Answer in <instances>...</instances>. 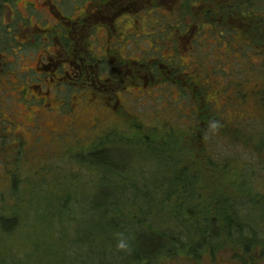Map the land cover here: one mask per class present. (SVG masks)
Wrapping results in <instances>:
<instances>
[{
	"label": "trees",
	"instance_id": "obj_1",
	"mask_svg": "<svg viewBox=\"0 0 264 264\" xmlns=\"http://www.w3.org/2000/svg\"><path fill=\"white\" fill-rule=\"evenodd\" d=\"M110 1L112 5L109 8L115 13L116 9L113 10L112 7L114 5L117 7L120 1ZM137 2L138 4L128 6L133 13L127 18L139 16L136 14L138 10L135 11V9H163L166 6L172 7V10L165 9L173 12L177 19L172 20L169 13H162V17L164 16L167 22L162 24L164 21L162 18V21L154 22L157 23L156 27L148 25V28L153 30H147L150 32L148 36L136 35L134 49L127 47L129 44L127 39L129 36L133 37L130 35L133 33H130L123 39L126 40L125 44L122 43L123 50L111 46L107 57L103 56L105 51L95 55V49L92 48L94 44L86 49L76 48L75 39L70 34H65L64 24L60 23L54 26L55 32L51 34L46 44L52 46L55 40L62 41L61 44L68 54L71 56L74 52L77 56L76 65L81 68L86 66H88L87 69L92 68L93 72L89 70V77L86 75L82 79L73 78L63 82L64 87L72 88L73 86L75 92L79 89H88L91 95L99 93L102 96L105 94L112 96V93L100 90L98 86L93 85L91 79L98 74L103 78L102 73L112 71L113 64L110 59L113 55L117 56L118 52L122 54L119 59L126 69H132V71L137 69L143 72L142 78L140 77L137 83L145 86L148 80V85L164 84L177 88L180 92L178 96L170 98L167 105L174 111L176 108L178 121L175 126L165 123L163 130L159 131L158 127L150 128L149 125L130 116L122 109L124 118H128V130L107 131L94 140L89 147H83L86 148L82 149L85 151L77 150L78 165L81 164L84 169H87L90 173L89 178L99 177L97 182L100 187L95 192L97 195L104 194L102 196L104 202L100 201V205L102 202L105 208L103 216L109 217L111 223L120 225L129 221L137 227V230L134 229L135 236L138 237L137 244L134 246V243L128 240L124 245L125 250L111 251L105 255L100 264L184 263L181 259H185V263L188 262V264H202L201 260L205 254L214 255L225 246L235 248L232 257L234 261L238 264H248V261H254L253 252L256 248L264 249V229L251 222L247 209V205L253 203L263 205L264 185L259 189L255 180L251 178V170L244 171L242 163H238L237 166L228 163L226 157L220 158L222 154L216 156L210 153L205 140L206 136L219 135L220 138L235 144L234 140L239 141L238 136L246 133L248 136L243 144L246 147L251 146L253 131L246 126L250 120L259 118L262 123L254 131L260 137L253 148L264 149V119L261 120L260 116L264 115V0H151L150 2L138 0ZM110 24L111 21H107L104 25L110 27ZM78 25L88 26L89 22L81 20ZM58 30L64 31L62 36L57 35ZM139 38L145 39L149 48H141L137 41ZM36 39L40 40L37 37L26 38L22 41V45H31ZM202 40H207L217 50L211 64L214 75L220 80L222 95L214 101L207 97L209 89L205 84L206 78L198 79L197 76H202L200 72L185 70L187 66L180 63L182 51L189 50L191 56H194L197 43H201ZM16 41L18 38L0 37V49L10 50L13 47L12 43ZM115 41L119 42V40ZM155 41L161 45L159 51L152 47ZM72 43L73 49L70 48ZM109 43L110 41L101 47H108ZM220 44L226 47L220 49ZM234 47H236L237 57L228 52V49L233 52ZM223 50H226V53H222ZM122 51L125 53L124 56ZM166 51H172L174 56L165 54ZM46 64H48L47 61ZM220 64L228 65L230 68H242L243 77H233V69L228 71L229 69ZM98 69L100 70L97 73ZM6 86L7 84L0 86V96ZM182 98H184L185 106ZM107 104L112 105L110 102ZM187 107L190 108L189 114ZM218 107L231 109L237 115L226 117ZM254 110L260 115L242 114ZM184 115L190 122L183 120L185 126H178L179 120H182ZM130 131H136V133L133 135ZM10 134L7 121L0 119L1 150H7L11 146L21 147L22 142L13 139ZM118 134L119 136L115 137ZM121 144L139 148L156 157L165 167L162 178L150 182L143 177L145 167H141L139 172L129 169L128 158L125 156L126 161L124 155L119 153L118 146ZM138 159L142 161V164L148 161L143 153ZM7 161H9L8 158ZM53 172L50 173L53 176L57 173L68 174L75 183L84 177V175L72 174L59 168L53 169ZM107 186L111 187V190L105 189ZM153 193L161 197L154 199ZM130 194L140 195L143 198L142 205L139 206L133 201L132 205L126 209L121 208L117 200H108L110 197L117 199ZM69 199L75 204H71L70 201L67 205ZM70 204L83 206V203L73 196L66 197L62 206L69 208ZM178 209H185L190 214L189 217H185ZM3 219L4 217L0 221ZM172 224H174L173 227ZM17 225L7 232L17 230ZM105 226L101 223L100 228ZM116 239L119 240L113 234L107 237L108 244L116 246ZM118 257L124 260L118 261Z\"/></svg>",
	"mask_w": 264,
	"mask_h": 264
},
{
	"label": "rangeland",
	"instance_id": "obj_2",
	"mask_svg": "<svg viewBox=\"0 0 264 264\" xmlns=\"http://www.w3.org/2000/svg\"><path fill=\"white\" fill-rule=\"evenodd\" d=\"M91 1L96 0H77L75 5L82 10L84 4ZM36 7L40 8L39 5ZM72 7L70 1L66 0L60 6L65 13L69 14L72 12ZM165 8L172 10V7L166 6L163 9L139 8L136 14L140 18L139 16L128 19L121 17L113 21L114 23L111 22L112 29L116 28L120 36H117L115 32L108 46L123 50L122 43L125 44L126 40L122 41L121 35L129 36L133 33L134 35L130 34L133 37H127L129 40L127 47L134 49L135 36L141 34L148 36L150 34L148 31L153 30L148 28V25L156 27L157 23L154 22L164 18L162 13H169L172 20L177 19L173 12H168ZM47 17L49 18V13ZM162 22L165 24L166 18ZM33 23L37 24L36 21ZM41 25L43 27L40 40H34L31 45H22L25 39L18 37V41L12 43L14 50H18L14 52L13 73L9 77H3V82L0 83V86L7 84L0 96V111L2 112L0 119L7 121L13 139L22 142L21 147L11 146L7 150L0 149V219L4 217L0 221V264H100L105 255L111 251L125 250L124 245L128 240L132 241L135 246L138 237L135 236L134 229L137 230V227L129 221L120 225L111 223L109 217L103 216L105 208L102 204L104 202L102 196L104 194L97 195L95 192L100 187L97 182L99 177L89 178L90 173L87 169H84L81 164L78 165L77 150L85 151L82 150L86 149L83 147H89L94 140L107 131L128 130V118H124L123 112H113L109 109L111 106L105 101L116 103L117 99L114 96L109 98L108 94H105V97L99 93L91 95L88 89H79L75 92L73 86L72 88L62 86L63 93L54 90L57 78L62 75L58 69L69 73L72 70L68 62L64 61L67 59V50L61 44L62 41L55 40L57 42H54L52 46L42 43L43 38L48 40V37L55 32V29L51 28L55 26L54 21L48 19ZM88 27L78 28L76 30L80 33L72 34L76 41V48L86 49L94 44V54L102 53L103 49L107 48V46H101H105V43L109 41V32L104 27H95L93 31H90ZM137 41L141 48H149L145 39L139 38ZM232 44L236 46L235 43L232 42ZM160 46L157 41L152 44L156 51H159ZM196 47L194 56H191L189 50L182 51L180 63L187 66L185 70L200 72L202 76H197L198 79L206 78L205 84L209 89L207 97L214 101L222 95L220 80L214 75L211 64V60L216 57L214 53L217 50L207 40L197 43ZM225 47L226 45L220 44V49ZM228 52L237 57L236 47L233 52L229 49ZM122 53L124 56L125 53L123 51ZM166 53L174 56L172 51H166ZM222 53H226V50ZM51 59L53 60L49 62ZM113 61L116 62V60ZM220 65L229 69L228 71L233 69V77H243L242 68ZM43 66L45 69L41 68ZM99 70H96L97 73ZM38 75L42 78L41 81L37 79ZM32 85H38V88L33 89ZM116 92L120 94L126 113L138 118L150 128L155 126L162 131L165 123L176 125L178 121L176 108L173 107L174 111L167 105L170 98L180 93L177 88L164 84L157 86V84L148 85L147 83V86H143L140 83H133L121 89V93ZM181 94L183 96V93ZM183 100L184 98L182 102ZM175 101H177L176 98ZM183 105L185 106L184 102ZM118 108L121 107L118 105ZM186 109L189 114L190 108ZM219 110L229 118L237 115L231 109L219 108ZM242 114L260 115L255 110ZM260 116L263 120L264 115ZM182 118L178 126H185V122H190V120L187 121L185 115ZM260 123L262 122L259 118H256L247 124L246 127L253 131L251 135L253 142H250L251 146L248 147L243 144L248 136L246 133L238 136L239 141L234 140L236 145L227 139L220 138L219 135L206 136L205 140L213 155L221 156L222 154L220 158L226 157L228 163L235 165L242 163L244 171L250 169L251 178L255 180L259 189L264 185V149L257 147L261 150H255L253 147L257 145L256 142L260 137L254 131ZM134 133L136 131H130V134L134 135ZM117 136L119 134L115 137ZM118 149L119 153L124 155V159L125 156L128 158V161L125 160L129 162V169L139 172L141 167H145L143 177L147 181L152 182L162 178L165 167L153 155L125 144L119 145ZM142 153L148 159L145 164L138 159ZM7 158L9 161L6 162ZM5 163H7L6 166ZM58 168L72 172V174L84 175V177L75 183L68 174L57 173L54 176L50 174L54 173L53 169ZM105 189L111 190V187L107 186ZM67 195L79 199L83 206L71 205L75 203L69 199L67 205L71 201V206L63 208V200L68 197ZM159 197L161 196L153 195L154 199H159ZM142 199L140 195L131 194L117 199L108 198L110 201L117 200L120 207L126 209L132 205L133 201L139 206L142 205ZM100 201H102L101 205ZM262 204L253 203L247 205V209L251 222L264 229V201ZM138 209L137 207L139 214ZM178 211H181L185 217L190 215L185 209H178ZM101 223L102 226L106 225L102 228L104 231L100 228ZM15 225L18 226L17 230L8 233L7 230H12ZM171 226L173 227L174 224ZM112 234L119 239L115 240L118 247L108 244L107 237ZM234 250L232 246H225L216 251L214 255L205 254L201 262L202 264H238L232 259ZM253 253L254 261H248V264H264V249L258 247ZM122 260L124 258L118 257V261ZM181 261L184 263L179 262L178 264H188V262L185 263V259Z\"/></svg>",
	"mask_w": 264,
	"mask_h": 264
},
{
	"label": "flooded vegetation",
	"instance_id": "obj_3",
	"mask_svg": "<svg viewBox=\"0 0 264 264\" xmlns=\"http://www.w3.org/2000/svg\"><path fill=\"white\" fill-rule=\"evenodd\" d=\"M63 1L65 0H0V37H6L8 39H16L18 37H23L24 39L35 37L40 38L43 27L41 23L49 19L51 21H54V25L56 26H58V23H60L61 25L64 24L63 26L65 29V34H70L71 37L73 33H80V31L76 30L78 28H87L89 26V30L93 31L92 29L95 27H104L109 32V41L111 42L110 38H114L115 32L116 34H119V31H116V28L112 29V24H110V27H105V22H113L121 17L128 19L127 17L131 16L130 14L133 13L129 8L134 4H138V0H119V5L117 7L116 5L112 7L113 10L116 9V12L114 13L110 9V5H112L110 0H96L94 2L91 1L84 4V9L82 10H79V6L75 5L77 0H66L70 1L71 5H73L72 12L69 14L65 13L63 9L60 8V6L63 4ZM149 1L151 0H148V2ZM36 4L39 5L40 8H37ZM119 8L120 10H118ZM31 10H33V12ZM129 10L130 12H128V14L127 11ZM135 11H137V9H135ZM48 13L49 18L47 17ZM81 20H83V22H89V25H83L82 27H80L78 23ZM35 21L37 22V24L33 23ZM92 24H95V26H92ZM51 28L53 29L54 27ZM58 31L59 33L57 32V35L62 36V33H64V31ZM118 34L117 36H120ZM121 36L123 40L125 38V34ZM43 41V45H46L47 39L43 38ZM73 46L74 44L72 43L70 48L73 49ZM111 48V46H108L107 49H103V51H105L103 56L107 57L110 54ZM121 55L122 54H119L118 52L117 56H111L113 57L110 60L111 64H113L112 71L102 73L101 75L103 78H101L100 74H98L94 75L95 79L93 77L91 79L93 85L98 86L100 90L103 89L105 91H108L110 94L112 93V96H110L109 98H112L114 96L117 99L116 103L110 102L112 104L110 110L118 113L123 112L122 109L125 105L121 101L120 94H118L116 91L121 93V89L126 88L127 85L133 83L136 84L137 81H140L139 78H142L143 73L141 70L137 69H135V71H132V69L128 68L126 69L125 65H123L119 59V56L121 58ZM13 57V47L10 48V50L3 48L0 49V83L3 82V77H9L13 73ZM52 60L53 59H51V61ZM113 60H116V62L114 63ZM64 61L68 62V64L71 66L72 72H63L62 69H58V71H60L62 75L57 78L58 81H56V87L54 90H58L61 93L64 92L62 86L65 80L68 81L70 79L72 80L73 78L82 79L86 75L89 77L90 69L91 72H93L91 67L87 69L88 66L81 68L80 66L76 65L78 59L74 52L71 53V56L67 52V59H65ZM41 68L45 69L44 66ZM37 79L41 81L42 78L40 77V75H38ZM147 83L148 80H146L145 86H147ZM32 86L33 89L38 88V85ZM39 88L42 87L39 86ZM32 96L35 99L37 98L34 95ZM118 105L121 108H118ZM0 113L2 114V112Z\"/></svg>",
	"mask_w": 264,
	"mask_h": 264
}]
</instances>
